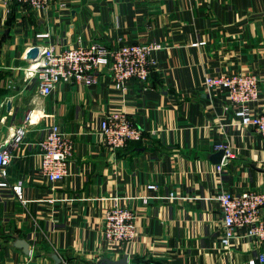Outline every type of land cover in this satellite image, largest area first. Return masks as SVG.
Here are the masks:
<instances>
[{
  "label": "crops",
  "instance_id": "0c3cea01",
  "mask_svg": "<svg viewBox=\"0 0 264 264\" xmlns=\"http://www.w3.org/2000/svg\"><path fill=\"white\" fill-rule=\"evenodd\" d=\"M42 33L48 39L36 38ZM150 41L162 47L157 67L147 85L125 93L107 69L94 85L61 84L49 96L25 77L26 54L38 46ZM239 72L264 77V0H53L38 12L0 0V148L11 150L6 182L23 191L21 201L0 189V264H112L122 255L128 264H260L244 240L219 246L221 188L264 191V141L234 123L223 96L202 88L206 76ZM110 113L127 115L142 139L105 150L99 123ZM52 125L74 141L57 183L39 173L38 143ZM20 128L24 137L10 147ZM220 144L233 157L217 173ZM114 200L132 211L136 231L118 254L102 237Z\"/></svg>",
  "mask_w": 264,
  "mask_h": 264
},
{
  "label": "built area",
  "instance_id": "2783aa9c",
  "mask_svg": "<svg viewBox=\"0 0 264 264\" xmlns=\"http://www.w3.org/2000/svg\"><path fill=\"white\" fill-rule=\"evenodd\" d=\"M53 0H15V3L33 12L43 11ZM61 8L64 4H61ZM48 34H38V40L48 39ZM199 46L204 45L199 43ZM194 44L193 46H198ZM40 51L36 61L25 72L26 79H36L42 96H49L61 84L94 85L96 76L108 70L113 88L125 93L132 84L147 85L149 76L157 67L153 57L162 47L156 41L148 43H122L117 47H107L98 42L77 47L58 49L48 44L37 47ZM206 93H219L232 107L234 123L241 128H251L264 141V77L248 72L206 76L202 81ZM23 128L17 129L11 141L16 146L24 137ZM102 146L111 153L127 149L132 141L142 139V132L124 113H110L99 123ZM224 154L216 166L221 173L228 159L233 157L226 144H220ZM0 148V189L11 191L22 201L21 182H6V167L11 160L10 148ZM40 153V175L49 183H57L68 174V166L74 153V141L60 129L52 125L46 136L38 143ZM218 183L222 186L221 180ZM147 191L155 193L157 186L147 185ZM152 197L139 200L148 205ZM167 199H180L169 194ZM222 217L219 246L228 251L236 240L259 251L257 259L264 264V191L247 189L236 194L221 188L214 199ZM134 215L131 210L114 200L113 205L102 216V237L108 252L118 254L135 238ZM261 252V253H260ZM128 264V257H127ZM248 264H255L250 259Z\"/></svg>",
  "mask_w": 264,
  "mask_h": 264
},
{
  "label": "water",
  "instance_id": "95a60500",
  "mask_svg": "<svg viewBox=\"0 0 264 264\" xmlns=\"http://www.w3.org/2000/svg\"><path fill=\"white\" fill-rule=\"evenodd\" d=\"M39 49L37 47L35 48H32L28 51V53L26 54V60L29 61V62H34L37 60L38 56H39ZM3 150V148L1 149ZM224 152L223 151H219V157L216 161L217 164L220 163L221 161V158L223 156ZM216 157V156H214ZM104 262H109V261H106V260H103V259H99L97 260L96 262H90L89 264H104ZM112 264H127V256L126 255H122L119 257L118 261L117 262H110Z\"/></svg>",
  "mask_w": 264,
  "mask_h": 264
}]
</instances>
